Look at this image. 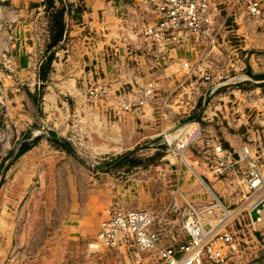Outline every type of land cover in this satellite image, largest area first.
Returning <instances> with one entry per match:
<instances>
[{
  "label": "rangeland",
  "instance_id": "obj_1",
  "mask_svg": "<svg viewBox=\"0 0 264 264\" xmlns=\"http://www.w3.org/2000/svg\"><path fill=\"white\" fill-rule=\"evenodd\" d=\"M53 1L0 0V264H161L159 246L91 249L113 202L160 213L174 243L192 216L220 226L232 242L209 264H264V191L248 184L264 177V0H211L213 42L164 47L140 34L162 0ZM150 84L147 104L123 108Z\"/></svg>",
  "mask_w": 264,
  "mask_h": 264
},
{
  "label": "built area",
  "instance_id": "obj_2",
  "mask_svg": "<svg viewBox=\"0 0 264 264\" xmlns=\"http://www.w3.org/2000/svg\"><path fill=\"white\" fill-rule=\"evenodd\" d=\"M248 11L252 16L258 15L259 3H250ZM156 15L157 21L144 26L140 32L144 43H151L152 46L164 47L189 41L207 44L216 37L211 0H162L157 4ZM100 89L102 88H94L90 95L97 96ZM154 89L153 84L140 89L139 98L123 101V108L130 111L136 106H144L153 97ZM199 135V130H193L187 136V143L190 144ZM218 151L221 153V149ZM248 184L252 196L262 193L263 175L252 170ZM253 207L254 210L258 208L256 203ZM156 219V215L149 210L126 209L119 202H113L106 209L105 219L99 224L91 249L109 250L124 246L137 257L139 252L159 246L161 264H204L205 261L220 263L225 260L220 246L230 245L232 238L228 234H222L220 226L206 230L200 219L192 216L185 227L188 241L179 247H170L165 245L164 238L156 227Z\"/></svg>",
  "mask_w": 264,
  "mask_h": 264
},
{
  "label": "crops",
  "instance_id": "obj_3",
  "mask_svg": "<svg viewBox=\"0 0 264 264\" xmlns=\"http://www.w3.org/2000/svg\"><path fill=\"white\" fill-rule=\"evenodd\" d=\"M84 4H85V7L86 8H88V9H93V11H95V9L94 8H97L98 6H101V4L103 3L101 0H84V2H83ZM64 5V4H63ZM65 6V5H64ZM79 5L76 3L75 4V6H70L71 7V13H75L74 12V9H76L77 7H78ZM81 6V5H80ZM98 9V8H97ZM92 14V13H91ZM35 152V150L34 151H32V150H29V151H27L25 154H23V158H25V157H27V158H29L30 157V155H32V153H34ZM30 164H31V162H28V161H26V162H24L22 165H20V167H17V166H13V170H11L10 172H12L11 174H15V177H14V181H17V184L19 183V182H24V181H26L27 180V176H26V173H27V171L25 170V169H29V167H30ZM16 172V173H15ZM206 185H207V183H205ZM208 186V185H207ZM209 186H211L210 187V189H211V191L215 194V196L217 197V199H219V200H221V196L223 195V191H222V188H221V186L220 185H218V184H214V183H212L211 185H209ZM8 188H9V191H8V198L5 200V202L7 203L6 204V207H5V209L7 208V206H8V210H10V207L12 206V205H14L15 203L14 202H16V197H15V195H13V194H11L12 193V188H13V186H12V182H9L8 183ZM4 204L2 203V204H0V215H2V217H3V215H4V212H3V214H1L2 213V206H3ZM133 209V208H132ZM138 209H141V208H138ZM5 211V210H4ZM12 212V211H11ZM11 212H8V216L10 217V215H11ZM158 215H160V213H157V217H158ZM1 217V216H0ZM159 218V217H158ZM105 219V215L97 222V226H96V231H95V236H96V234H97V231H98V228H99V224H100V222L102 221V220H104ZM164 220V219H163ZM1 221H2V218H1ZM8 228H9V225H8ZM185 233H186V240H185V242H183V243H174L173 241H171L170 239H168V238H164V243H165V245H170V247H179V246H181V245H183V244H185L187 241H188V234H187V232L185 231ZM78 235L76 236V238H77V240H78V244H79V246L77 247V248H79L80 250H81V248H82V246H83V244L89 239L88 238V234L87 233H85L84 231H82V232H79V233H77ZM95 236H94V238H95ZM94 238H93V240H94ZM89 246V245H88ZM87 246V249L89 248ZM118 249V250H117ZM117 249H109V250H111V251H118L119 253L123 250V248H117ZM108 250V249H107ZM107 250H105V251H107ZM121 254V253H120ZM123 257V256H122ZM124 258V257H123Z\"/></svg>",
  "mask_w": 264,
  "mask_h": 264
},
{
  "label": "bare ground",
  "instance_id": "obj_4",
  "mask_svg": "<svg viewBox=\"0 0 264 264\" xmlns=\"http://www.w3.org/2000/svg\"><path fill=\"white\" fill-rule=\"evenodd\" d=\"M217 227V226H216ZM219 229H221V227L219 228ZM120 248H126L127 250H128V248L127 247H120ZM154 248V247H153ZM129 251V250H128ZM148 251V250H147ZM144 252H146V251H143V252H139V255L137 256L138 257V259L141 257V255L144 253ZM135 254V253H134ZM209 263H211V262H209V261H205V263L204 264H209Z\"/></svg>",
  "mask_w": 264,
  "mask_h": 264
},
{
  "label": "trees",
  "instance_id": "obj_5",
  "mask_svg": "<svg viewBox=\"0 0 264 264\" xmlns=\"http://www.w3.org/2000/svg\"><path fill=\"white\" fill-rule=\"evenodd\" d=\"M53 1V0H52ZM54 1H53V3H52V5L54 6ZM64 147H66V149H69V146L66 144V143H64ZM23 148H25V147H23V145H22V147H21V149L20 150H22ZM20 152H22V151H20Z\"/></svg>",
  "mask_w": 264,
  "mask_h": 264
}]
</instances>
